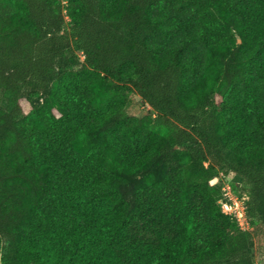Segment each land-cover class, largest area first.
Segmentation results:
<instances>
[{"label": "trees", "instance_id": "obj_1", "mask_svg": "<svg viewBox=\"0 0 264 264\" xmlns=\"http://www.w3.org/2000/svg\"><path fill=\"white\" fill-rule=\"evenodd\" d=\"M263 226L264 0H0L2 264H256Z\"/></svg>", "mask_w": 264, "mask_h": 264}, {"label": "rangeland", "instance_id": "obj_2", "mask_svg": "<svg viewBox=\"0 0 264 264\" xmlns=\"http://www.w3.org/2000/svg\"><path fill=\"white\" fill-rule=\"evenodd\" d=\"M62 2V5L64 7V9H66V6L69 4V0H60ZM66 13V10H65ZM65 28L67 31H71V18L69 15H66V24H65ZM72 40V45L75 49V53L80 57V59L83 61L85 59V55L83 53V51L80 48L75 47L74 45H76V43L74 42V39L71 38ZM81 65H77V68H79ZM123 89L126 91V93L129 96L130 99V104H129V112L133 115H137L142 113H150V112H154L153 108L148 105H142V100L140 95L138 94V92L136 91V89L131 86L130 84H125L123 85ZM6 101L5 99H3V104H5ZM138 104L139 107L137 106ZM26 109L28 111V109H30V104L29 102L25 103ZM140 177H135L133 180L139 179ZM239 179L240 178H236V177H232L230 180L227 179L226 177L223 176V179H221L223 181L224 184L229 183L232 187V194L235 197H239L240 199H244L247 201L248 197H249V191L250 188L247 185H240L239 183ZM234 183H239L237 185H235ZM259 221L257 220L255 222V224H251L250 228L253 230V228L255 227V225L258 223ZM264 227V226H263ZM262 227L261 231L259 233H256L253 237V244H252V249L254 252V256H255V261L256 264H264V228ZM5 243V241L3 242ZM0 264H2V262L0 261Z\"/></svg>", "mask_w": 264, "mask_h": 264}, {"label": "built area", "instance_id": "obj_3", "mask_svg": "<svg viewBox=\"0 0 264 264\" xmlns=\"http://www.w3.org/2000/svg\"><path fill=\"white\" fill-rule=\"evenodd\" d=\"M222 210L235 217L242 229L250 228L251 222L247 212V201L235 197L229 183L223 185V198L220 200Z\"/></svg>", "mask_w": 264, "mask_h": 264}]
</instances>
